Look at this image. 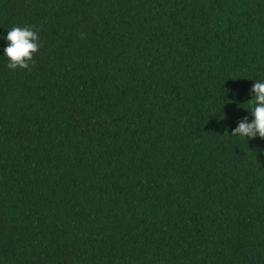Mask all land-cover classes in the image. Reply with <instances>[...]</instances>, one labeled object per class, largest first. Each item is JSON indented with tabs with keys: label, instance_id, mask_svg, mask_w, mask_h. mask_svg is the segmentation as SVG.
Listing matches in <instances>:
<instances>
[{
	"label": "trees",
	"instance_id": "trees-1",
	"mask_svg": "<svg viewBox=\"0 0 264 264\" xmlns=\"http://www.w3.org/2000/svg\"><path fill=\"white\" fill-rule=\"evenodd\" d=\"M16 26L40 49L0 59V264H264V139L230 136L264 0H0Z\"/></svg>",
	"mask_w": 264,
	"mask_h": 264
},
{
	"label": "clouds",
	"instance_id": "clouds-1",
	"mask_svg": "<svg viewBox=\"0 0 264 264\" xmlns=\"http://www.w3.org/2000/svg\"><path fill=\"white\" fill-rule=\"evenodd\" d=\"M0 41L6 43V47L0 48L3 53L0 59L6 60L9 70L29 69L40 49L38 32L27 26H16L7 30V35L0 34ZM253 81L255 83L251 89L252 99L244 104L248 107H243L251 113L252 119L245 117L240 120L230 135L247 141L258 137L264 139V79ZM219 119L224 120L226 117L220 115Z\"/></svg>",
	"mask_w": 264,
	"mask_h": 264
}]
</instances>
